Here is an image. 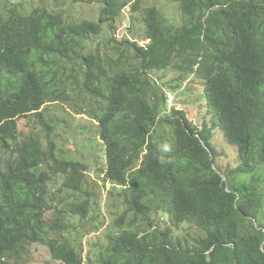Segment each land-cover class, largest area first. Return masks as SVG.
Segmentation results:
<instances>
[{
  "label": "trees",
  "instance_id": "trees-1",
  "mask_svg": "<svg viewBox=\"0 0 264 264\" xmlns=\"http://www.w3.org/2000/svg\"><path fill=\"white\" fill-rule=\"evenodd\" d=\"M151 1L93 0L91 21L62 10L77 0H0V264L37 244L83 264L69 233L89 216L88 165L58 147L50 104L97 123L104 181L128 197L94 264H264V0H163L179 25ZM129 6L146 45L103 33ZM168 69L199 80L200 126L182 110L163 115L149 73ZM214 131L236 167L217 165Z\"/></svg>",
  "mask_w": 264,
  "mask_h": 264
},
{
  "label": "rangeland",
  "instance_id": "rangeland-1",
  "mask_svg": "<svg viewBox=\"0 0 264 264\" xmlns=\"http://www.w3.org/2000/svg\"><path fill=\"white\" fill-rule=\"evenodd\" d=\"M25 3L26 9L44 3L48 8H57L55 0H19ZM149 5H154L161 10L162 14L169 22L179 25L182 17L179 7L176 3L168 1L152 0ZM78 14L91 21L99 20L101 6L93 0H77L76 3L68 2L62 9ZM114 30L107 31L104 28V34L113 36L119 41L136 42L140 46L148 44L142 37L143 29L139 22L138 14H133L130 6L125 8L120 17L113 22ZM149 76L155 81L157 87L164 94L163 115L169 116L174 110H182L190 121L200 126L203 121L204 94L199 80L194 76L185 75L184 79L179 80V73L172 69L150 72ZM154 104L158 103L154 100ZM48 105V104H47ZM49 111L55 120L61 123L57 129L58 147L70 158L79 159L88 165L86 172L87 182L83 186V191L89 194L90 212L86 225L70 234L71 241L75 242L83 258V264H94L95 257L90 253L93 246L105 247L108 244V235L115 229L112 225L113 219L120 210L128 197L123 193V187L104 181L102 157H96V153L103 152V142L99 138L97 123L87 116V114L77 115L69 111L66 106L61 104L48 105ZM27 124V125H26ZM21 128L25 125L31 127L27 120L19 122ZM28 131V130H27ZM212 145L220 153L217 165L225 170L237 166V151L235 147L225 145L219 131L213 132ZM102 170V171H101ZM260 172H264V167ZM60 185V179L56 186L50 185L52 189L57 190ZM85 197V194H84ZM75 223L79 221L74 219ZM184 227L178 236L185 235ZM20 264H60L52 260L47 247L43 245H34Z\"/></svg>",
  "mask_w": 264,
  "mask_h": 264
}]
</instances>
